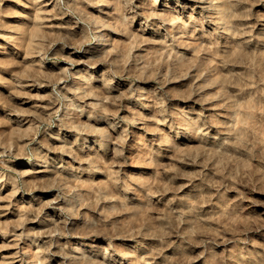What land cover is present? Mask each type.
Here are the masks:
<instances>
[{"label": "rangeland", "instance_id": "rangeland-1", "mask_svg": "<svg viewBox=\"0 0 264 264\" xmlns=\"http://www.w3.org/2000/svg\"><path fill=\"white\" fill-rule=\"evenodd\" d=\"M0 264H264V0H0Z\"/></svg>", "mask_w": 264, "mask_h": 264}, {"label": "bare ground", "instance_id": "bare-ground-1", "mask_svg": "<svg viewBox=\"0 0 264 264\" xmlns=\"http://www.w3.org/2000/svg\"><path fill=\"white\" fill-rule=\"evenodd\" d=\"M100 30V29H99Z\"/></svg>", "mask_w": 264, "mask_h": 264}]
</instances>
